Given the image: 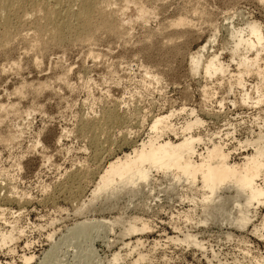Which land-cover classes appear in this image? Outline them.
Segmentation results:
<instances>
[{
  "label": "rangeland",
  "instance_id": "obj_1",
  "mask_svg": "<svg viewBox=\"0 0 264 264\" xmlns=\"http://www.w3.org/2000/svg\"><path fill=\"white\" fill-rule=\"evenodd\" d=\"M30 1L22 0L12 16L21 15ZM124 4L122 13L114 16L119 33L99 29L79 39L69 32L60 45L41 49L33 39L35 17L22 21L11 16L12 38L0 41V237L7 238L0 240V264H24V256L33 257L29 264H108L113 252L120 255L118 264H131L137 252L150 264H232L244 250L264 256V239L250 229H231L235 238L227 241L229 229L217 226L218 221L198 226L174 218L188 203L180 204L178 191L168 190L166 182L151 183L135 195L120 193L110 209L105 208V193L91 196L103 168L146 142L153 135V120L170 113L177 130L195 117L203 122L192 131L204 139L196 148L199 152L208 145L205 137L231 152L237 149L234 162L250 152L238 142L264 130V99L254 106L242 104L241 98L245 92L255 96L257 76H243L245 87L233 83L228 73L209 78L202 69L191 71L190 57L198 51L204 59L217 55L236 75L237 59L231 60L232 38L226 27L243 28L254 21L264 33V0H148L138 8ZM93 19L100 23V13ZM178 20L189 27L177 25ZM260 62L264 70V51ZM108 114L116 117V124L105 117ZM96 126L102 130L97 134L100 149L91 142ZM143 204L149 209L142 210ZM81 207L86 211H76ZM118 216L141 218L152 229L130 238L123 236L126 223L111 230L93 229L89 235L72 230L86 219ZM174 224L197 234L206 251L167 244L168 237L178 235ZM95 231L101 232L98 238ZM137 238L142 245L132 251ZM128 242L133 243L130 248L123 245Z\"/></svg>",
  "mask_w": 264,
  "mask_h": 264
},
{
  "label": "bare ground",
  "instance_id": "obj_2",
  "mask_svg": "<svg viewBox=\"0 0 264 264\" xmlns=\"http://www.w3.org/2000/svg\"><path fill=\"white\" fill-rule=\"evenodd\" d=\"M21 2L22 0H0V41L2 43H8L12 38L11 33L13 30L11 20H15L14 11L18 10V5L20 6ZM49 2L48 0H31L25 11H20L21 13L18 11L21 14H18V19L22 18L23 21V17L30 16L32 18L33 16L38 22V24L35 25L37 34L33 39L35 46L37 45L39 49H41L40 47L45 46L44 48H46V46L48 47L49 45H56L58 43L60 45L63 40H66L65 38L69 32L79 39L83 37L90 38L95 31L98 33L97 30L99 29L109 34L116 33L119 27L116 22L117 19H115L116 17L114 16H116L118 12L122 13L121 11L126 8L124 3H126V5L133 4L134 7L136 5L137 8L141 6L139 5L140 3L138 4V0H49ZM121 2H124L120 4L123 6H117V4L119 5ZM23 3V5H25L26 2ZM62 4L64 8L61 7ZM23 5H21L23 9L27 7ZM110 7H116L117 10H114L115 8L110 9ZM12 13H14V19L11 18ZM99 13L101 20L97 22L100 23L95 24L93 23L95 17L93 19V16ZM96 17L98 18V16ZM26 19H28V17ZM183 22L185 21L178 20L177 25L188 24ZM191 24L192 22H190L189 25ZM244 25L243 28L229 29L226 27L229 36L232 38V46L230 49L231 60L237 59L236 75H231L229 69L226 67L227 65H223L219 56L212 53L213 55L204 59L205 57H203V54H200L201 51L191 55V71L195 73L202 69L204 75L209 78L217 75H227L228 73L231 79L235 78L233 83L242 87H245L243 76L254 74L257 76L258 80V83L256 82L257 84L252 86L255 96L252 97L251 94L245 92L244 96L241 98V102L244 105L252 104L256 106L264 99V70L260 69L259 65L261 63V52L264 51V33L262 30L263 28L257 22H247ZM179 26L177 28H179ZM45 35L47 36L46 40L43 37ZM208 43L209 41L207 44ZM30 45L32 46V43L29 44V46ZM35 46L34 48H36ZM202 49L204 50L205 46L202 47ZM0 109H2V106ZM113 114H108L105 117L111 120L112 123H115L117 119ZM172 116L173 115L170 113L168 116L165 115L155 118L150 127L153 135L148 137L146 142H142L139 147L131 149L130 153L109 162L108 165L103 168L95 187L91 190V196L98 198L101 194L110 193L109 195L104 194V196H106L104 200L107 203L105 204V208L110 209L113 207L112 200L118 197L120 193L129 192L135 195L151 183L166 182L168 190L174 189L178 191V201L180 204H183L184 201L188 203V208L186 210L176 213L174 218L177 220H182L185 224H198V226H207L212 221H218L219 225L217 226L229 229V231L225 233V239L227 241L235 238V235L230 232L231 229L236 232H246L250 229L249 231L253 236L260 238V240L264 239V212H259L261 207L264 208V130L261 131L262 129H260L254 137L246 138L245 140L243 139L244 141L238 142L240 148H249L250 152L245 154L240 161L234 162L232 161V154L237 149L231 152L229 149L225 148L226 145L224 146L220 141L216 142L211 137H205L208 145L203 151L199 152L198 149H196L197 146L204 141L202 136L192 134L194 128H199L203 124L199 118L195 117L191 121H185L183 126L177 130L170 122ZM104 120L107 121V119ZM89 128L92 129L91 126ZM95 128L94 134L92 135L93 137L91 136V142L97 149H100L97 134L102 130H99L100 128L97 126ZM167 133H171L175 137L179 135L180 137L173 140L169 138V136L165 137ZM3 141L5 142V140ZM140 208L142 210L149 209V207L144 204L141 205ZM86 209L87 208L81 207L76 211L83 213ZM125 223L127 227L123 228V236H129V238L132 237L131 235L143 234L152 229L149 223L141 218L134 217L125 220L124 217L118 216L107 220L103 218L97 220L86 219L81 223H77L72 230L78 235H89L93 229L107 228L111 230L113 226H123ZM172 229H174L178 235L168 237L166 239L168 242L167 244L186 245V247H194L206 251L205 244L199 240L200 238L198 239L197 234L191 233L186 227L184 229L179 228L175 224ZM94 234L96 238H98L101 232L95 231ZM236 238H238V236ZM6 239L5 236L0 237L2 243H4ZM240 242L243 243L242 239ZM134 244L132 251L138 249L142 245L141 239L137 238ZM123 245L130 248L133 243L128 242L123 243ZM245 248L247 247L245 246ZM212 257L216 258L217 254L212 253ZM234 258L232 264H264V256L259 254L252 255L249 250L243 251L240 260L236 259L237 257ZM32 259V256H24V264H29ZM119 261V253L113 252L108 264H118ZM143 262L150 264L151 260L141 252H137L131 264H141ZM166 263L168 264L169 262ZM222 264H227V262L225 261V263L223 262Z\"/></svg>",
  "mask_w": 264,
  "mask_h": 264
}]
</instances>
